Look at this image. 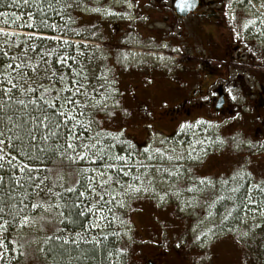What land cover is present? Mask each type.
Wrapping results in <instances>:
<instances>
[{
  "label": "rangeland",
  "instance_id": "374dc122",
  "mask_svg": "<svg viewBox=\"0 0 264 264\" xmlns=\"http://www.w3.org/2000/svg\"><path fill=\"white\" fill-rule=\"evenodd\" d=\"M156 2L80 0L72 34H45L72 42L57 46L61 55L80 57L79 67L91 75L99 72L88 89V101L99 104L87 110L101 117L93 135L99 133L97 147L109 162L129 173L111 186L103 209L92 199L91 232L112 235L110 264H264V140L263 152L254 155L251 146L257 135L264 139V102L256 98L260 91L264 96V0H230L231 14H238L233 34L248 56L210 69L214 75L193 57L190 20L184 28ZM22 11L16 15L27 27L31 11ZM2 13V23L12 19ZM49 23L66 30L60 21ZM111 66L115 82L107 76ZM219 87L228 91L222 110L216 108ZM2 147L8 153V142ZM81 166L62 156L40 186L60 195L70 187L84 191L76 182ZM40 203L27 224L22 218L12 227L0 219V264L48 262L43 248L62 232V201L49 195ZM63 235L68 243L84 234Z\"/></svg>",
  "mask_w": 264,
  "mask_h": 264
},
{
  "label": "snow or ice",
  "instance_id": "6c2138e0",
  "mask_svg": "<svg viewBox=\"0 0 264 264\" xmlns=\"http://www.w3.org/2000/svg\"><path fill=\"white\" fill-rule=\"evenodd\" d=\"M55 2L64 9L80 7V0H55ZM23 3L28 5L29 0H23ZM35 3L37 5L36 11L41 18L37 24L33 19V14L28 13L29 22L26 26L36 28V31L24 34L26 40H31L32 43L23 48L19 54L12 56H9L8 51L0 47V68H2V71H0V77H2L0 79V106H5L6 101H11L18 93H31L34 96L40 93L36 100L32 101L37 114L30 117V119L34 120L38 127L46 130L47 134L41 133L38 138L32 131H28L29 142L26 145L12 144L13 140H20L21 138L9 136L8 133L12 131V128L4 125L0 129V161H5L13 171L17 168V165L13 163L14 158L11 156V152L3 153L2 146H4L5 141H8L12 144V151L18 152L28 161V163L19 166V171L39 189L35 195L42 200L49 195L59 197L60 193L53 192L52 188L46 185L41 187L40 184L43 181L36 182V174L40 171L38 165L43 164L46 160H52L55 155L64 156L74 163H80L83 166L76 169L78 175L76 182L84 191L70 187L67 192L75 193L77 200L88 193L89 202L91 203L92 199L98 198L96 199V205H98V209H103L110 202L105 200V196L112 195L111 186L120 184L121 173L124 176L129 175V173L124 168L117 167L115 163H110L109 159L113 158L109 157L107 152L98 149L97 146L101 143L98 138L99 133L93 135L92 129L95 120L94 118H87L85 111V109H95L99 104V102L91 103L88 101L90 95L88 90L89 77L83 70H73L66 81L64 69L65 66H68V59L72 57L54 53L44 46L48 39H52L46 36L45 32L48 29L55 30L57 25L49 23L47 17L44 16L42 0H35ZM46 7L53 8L52 0H47ZM0 15L6 16L7 13H0ZM16 19L18 20L19 17ZM0 35L4 37L3 43L9 49L13 46L10 38L18 37L16 32H9L4 29H0ZM37 41H39V44ZM63 45L70 46L69 41L64 40ZM52 56H55L54 61L48 59ZM53 64H58L60 67L55 68ZM64 93H67V95ZM45 96L49 98L45 99ZM79 97L84 99V104H81ZM18 103L23 104V100H18ZM77 116L81 118L78 119ZM6 118L11 123V117ZM77 126H79V132L76 130ZM49 140L51 143L47 144L46 147H41L42 143ZM114 159L125 161L126 158L117 156ZM91 165H96V167H90ZM3 168L4 163H0V169ZM109 170H114V174H109ZM89 172H94L95 175H89ZM136 179H139V177H136ZM2 180L3 177H0V181ZM97 187L100 190L99 192H97ZM260 191L264 194V189ZM246 198L251 202V196ZM116 203H120L123 207L120 201H116ZM43 207V203L31 204L32 209ZM56 207H59V205ZM64 207H69V205L65 204ZM71 207L79 209L76 201H73ZM82 214L79 210L76 213V215ZM28 219L27 215L24 216L22 223L27 224Z\"/></svg>",
  "mask_w": 264,
  "mask_h": 264
},
{
  "label": "trees",
  "instance_id": "16d2710c",
  "mask_svg": "<svg viewBox=\"0 0 264 264\" xmlns=\"http://www.w3.org/2000/svg\"><path fill=\"white\" fill-rule=\"evenodd\" d=\"M44 5V16L47 17L48 22L60 21V26L65 28L66 30L60 29H48L45 34H53V35H70L72 34L73 28L78 25V22L74 19V9L68 10L61 8L52 0L53 8L47 9L46 3L47 0H42ZM19 6H16V5ZM37 5L35 0H29V4L25 5L23 0H0V13L3 11H7L10 15H12L5 23L0 21V26H8L13 28H21L29 31H36V28H28L22 25L20 19H16L19 17L18 14L22 9L23 13L28 12L29 10L33 14V18L37 23L41 18L40 15L36 11ZM70 29V31H68ZM18 37H11L10 40L13 44L12 48L9 49L6 45H2L4 42V37L0 35V47H3L5 51H8L9 56L19 54L23 48H25V35L24 33H17ZM31 41V40H29ZM32 43V41H31ZM39 44V41H37ZM19 45V47H17ZM63 45V41L59 42L55 39H48L45 42V47L52 50L54 53H58L61 47L57 46ZM69 45H73L72 42L69 41ZM56 49L58 52H55ZM111 58V57H110ZM110 58H107L105 61V67L108 66V62ZM50 61L55 60V56L48 57ZM81 61V58H70L67 61V65L65 66V79L66 81L69 79V76L75 71H82L88 75L89 80L93 77L95 79L100 78L99 72L96 71V75H91L90 69L81 68L78 64ZM55 68H59L60 65L53 64ZM113 66H111V69ZM104 76H106L107 69H103ZM2 71V68H0ZM101 76V75H100ZM108 79L115 81L114 73L107 74ZM105 78V77H104ZM2 79V77H0ZM47 86V85H46ZM67 95V93H64ZM40 93H37L35 96L31 93L24 94L18 93L14 96L11 101H6L5 106H0V129L7 125L12 128V131L8 133L9 136L20 137V140H13L12 144L17 145H26L29 142V137L27 135L28 131H32L38 138L41 133L47 134L46 130L37 126L36 122L30 117L36 115L35 108L33 106L32 101L36 100L37 96ZM48 96H45V99H48ZM81 103H85L82 97H79ZM18 100H23V104L18 103ZM87 113V118H94L95 123H93V127L100 126L101 117H99V113L97 111H89L85 109ZM98 115V116H96ZM6 117H11V123H9ZM78 119L81 117L77 116ZM77 132H79V126H77ZM113 133V132H111ZM8 142V141H6ZM48 142L42 143L41 147H46ZM9 144L8 153L11 152V156L14 158L13 163L15 164L18 161L17 168L13 171L9 168L8 164L5 161L0 163H4V168L0 169V177H3V180L0 181V219H4L9 223L12 227L18 225L19 221L24 218V216H29L33 213L35 209L31 208L32 203L39 204L40 198L35 195L38 188H36L35 184L28 180L26 176L19 171V166L28 163V161L20 155L16 151H12V144ZM62 156L55 155L52 160H46L43 164L38 165L40 171L36 174V182L40 183L43 178L49 177L51 170L55 167L56 162ZM16 165V164H15ZM50 169V171H49ZM72 188H77L72 187ZM80 190V189H79ZM55 191V190H54ZM82 191V190H80ZM62 205H61V213H62V223L60 224L61 233L59 236H51L44 244L43 254L47 258L48 262L45 264H110V254L114 252L113 249V240L112 235L107 237L95 235L91 232L92 230V207L93 203L89 202V196L85 193L84 197H81L79 200L76 199L75 193H69L67 190H63L61 195L59 196ZM73 201L79 205V209L75 207H71ZM67 204L69 207H64ZM27 205V207H25ZM81 211L82 215H76L77 211ZM77 232H82L84 235L82 240L78 239H70L68 243L62 241L64 237V233L73 235H77ZM97 237V239L95 238ZM72 238V237H71Z\"/></svg>",
  "mask_w": 264,
  "mask_h": 264
},
{
  "label": "flooded vegetation",
  "instance_id": "af4514ba",
  "mask_svg": "<svg viewBox=\"0 0 264 264\" xmlns=\"http://www.w3.org/2000/svg\"><path fill=\"white\" fill-rule=\"evenodd\" d=\"M159 2L155 8L163 9L166 18H174L176 21H181L186 27V20H190V27L192 35L194 36L193 44L195 45V52L193 57L199 59L197 63L202 68L209 71L208 75L215 73L210 69H218L220 66L229 64L231 61L236 62L238 56H248L245 45L242 42L236 41L234 36V27H236L238 14H231L230 0H199V4L193 12L187 16H180L174 9L175 0H153ZM164 2V3H163ZM244 4V3H243ZM163 5V6H161ZM235 15L236 17L234 18ZM217 29V33H215ZM224 30V31H223ZM225 32H228L227 35ZM198 49V50H197ZM222 56V57H221ZM215 62V64H213ZM201 68V69H202ZM225 93L226 101L228 99V91L223 87L218 88V92ZM219 94L217 96H219ZM258 101L262 104L264 102L263 92L258 95ZM184 104H179L180 108ZM189 112V110H187ZM264 139H260L257 135L255 143L258 144ZM149 264H156L154 261H149Z\"/></svg>",
  "mask_w": 264,
  "mask_h": 264
},
{
  "label": "water",
  "instance_id": "95a60500",
  "mask_svg": "<svg viewBox=\"0 0 264 264\" xmlns=\"http://www.w3.org/2000/svg\"><path fill=\"white\" fill-rule=\"evenodd\" d=\"M199 0H176L175 1V9L177 13L181 16H186L190 11L194 10ZM225 104V98L223 94L218 100L217 108L220 109Z\"/></svg>",
  "mask_w": 264,
  "mask_h": 264
}]
</instances>
